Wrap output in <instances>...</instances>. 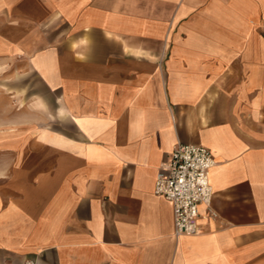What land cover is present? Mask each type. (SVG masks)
Segmentation results:
<instances>
[{
  "label": "crops",
  "instance_id": "1",
  "mask_svg": "<svg viewBox=\"0 0 264 264\" xmlns=\"http://www.w3.org/2000/svg\"><path fill=\"white\" fill-rule=\"evenodd\" d=\"M209 149L214 221L154 194ZM264 264V0H0V264Z\"/></svg>",
  "mask_w": 264,
  "mask_h": 264
},
{
  "label": "built area",
  "instance_id": "2",
  "mask_svg": "<svg viewBox=\"0 0 264 264\" xmlns=\"http://www.w3.org/2000/svg\"><path fill=\"white\" fill-rule=\"evenodd\" d=\"M214 166L209 149L177 143L170 160L157 173L154 194L172 204L175 238L203 233L199 225L200 206L204 207L206 219L214 221L218 218L211 204L213 190L210 172ZM24 264H35V260L29 259Z\"/></svg>",
  "mask_w": 264,
  "mask_h": 264
}]
</instances>
